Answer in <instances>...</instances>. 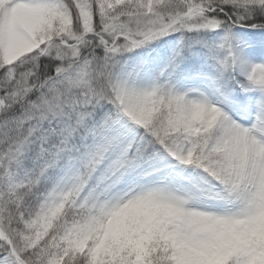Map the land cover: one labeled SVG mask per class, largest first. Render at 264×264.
<instances>
[{"label": "snow or ice", "instance_id": "1", "mask_svg": "<svg viewBox=\"0 0 264 264\" xmlns=\"http://www.w3.org/2000/svg\"><path fill=\"white\" fill-rule=\"evenodd\" d=\"M0 264H264V0H0Z\"/></svg>", "mask_w": 264, "mask_h": 264}]
</instances>
